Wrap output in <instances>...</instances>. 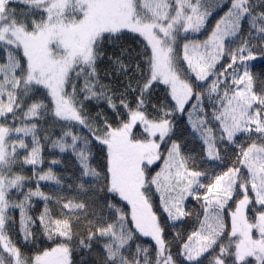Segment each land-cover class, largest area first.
<instances>
[{
	"label": "snow or ice",
	"instance_id": "1",
	"mask_svg": "<svg viewBox=\"0 0 264 264\" xmlns=\"http://www.w3.org/2000/svg\"><path fill=\"white\" fill-rule=\"evenodd\" d=\"M0 264H264V0H0Z\"/></svg>",
	"mask_w": 264,
	"mask_h": 264
},
{
	"label": "trees",
	"instance_id": "2",
	"mask_svg": "<svg viewBox=\"0 0 264 264\" xmlns=\"http://www.w3.org/2000/svg\"><path fill=\"white\" fill-rule=\"evenodd\" d=\"M255 71H256V72H259V71H261V68H260V66H257V68L255 69Z\"/></svg>",
	"mask_w": 264,
	"mask_h": 264
}]
</instances>
